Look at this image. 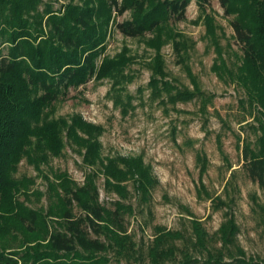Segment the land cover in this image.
I'll return each instance as SVG.
<instances>
[{
  "label": "trees",
  "instance_id": "obj_1",
  "mask_svg": "<svg viewBox=\"0 0 264 264\" xmlns=\"http://www.w3.org/2000/svg\"><path fill=\"white\" fill-rule=\"evenodd\" d=\"M61 1L69 2L54 10L49 4L40 9L42 0H0V46H7V53H0V264H103L96 254L105 252L108 245L100 237L117 247L124 246L127 239L123 216L129 207L126 209L119 203L112 210L104 207L98 201L92 176L78 186L65 173L54 174L56 182L49 183L50 204L45 215L15 201L14 194L29 180L21 184L11 173L23 155L31 159L26 150L32 144L31 139L35 141L31 153L40 154L38 158L46 161L45 151L60 154L59 134L67 128L71 143L85 150L83 161L101 167L107 189L125 199L126 186L121 183L131 179L141 200H148L155 181L141 159H103L98 141L101 128L80 116H73L68 125L63 120L44 118V109L64 96L70 87L110 76L125 64L127 58L119 55L96 66L112 12L118 16L131 12L129 20L115 23L123 36L156 35L149 42L156 51L151 68L159 80L150 81L155 93L164 91L172 102L197 97L202 110L210 101L190 72L194 91L174 93L173 87L164 81L166 73L159 53L163 37L167 40L174 37L168 31L169 22L182 21L192 0ZM194 1L203 14L210 7V0ZM218 1L224 15L232 17V37L240 53L235 54L236 64L229 66L223 58L213 18L205 15L206 35L217 55L212 70L221 80L239 86L249 105L260 109L257 118L260 135L253 145L243 143L242 160L248 178L264 189V0ZM174 44L178 51L179 43ZM212 203L216 210H223V220L214 233V245L209 247L208 233L197 221H192L191 248L179 249L173 243L183 239L181 233L160 231L150 250L151 264H259L246 258L229 205L221 197L212 199ZM75 207L80 210L79 215L73 212ZM49 217L55 220L48 221ZM12 231L22 238L21 251H8L7 239L11 238L7 236Z\"/></svg>",
  "mask_w": 264,
  "mask_h": 264
},
{
  "label": "rangeland",
  "instance_id": "obj_2",
  "mask_svg": "<svg viewBox=\"0 0 264 264\" xmlns=\"http://www.w3.org/2000/svg\"><path fill=\"white\" fill-rule=\"evenodd\" d=\"M68 2L42 0L40 9L49 4L59 10ZM205 15L213 18L223 58L234 66L235 54L240 52L232 37V17L224 15L218 0H210L205 14L192 0L182 21L169 22L173 40L163 37L159 51L166 73L164 81L173 87L174 93L193 92L190 72L200 91L210 99L204 110L197 97L172 102L164 91L154 92L150 81L159 78L152 72L156 51L149 42L156 35L146 33L130 38L115 28L116 22L131 18L130 11L122 16L111 13L103 51L96 60L98 68L104 59L125 55V64L110 76L70 87L64 96L44 109L47 121L63 120L68 125L73 116H80L99 126L103 159H141L155 181L148 200H141L131 179L121 183L126 186L125 199L107 189L101 167L83 161L85 150L71 143L67 128L59 134L62 149L58 156L45 151L46 161L40 160V154L31 153L35 145L31 139L32 144L26 147L31 159L23 155L11 173L21 184L29 180L14 194L15 201L44 215L50 204L49 183L56 182L53 176L56 173L67 174L78 186L92 176L98 201L104 207L112 210L117 203L129 207L123 216L125 245L113 246L100 237L108 245L105 252L96 254L103 264H151L150 250L160 231L181 233L183 239L173 243L179 249L191 248L192 221H197L208 233L209 247L214 245V233L223 220V210L212 206L216 197L229 205L228 210L236 219L237 239L246 258L264 264V189L248 178L242 160L243 143L253 145L260 135L257 122L260 109L249 105L239 86L221 80L212 70L217 55L206 35ZM175 42L179 43L178 51ZM0 53H7L6 44H1ZM73 212L81 213L76 207ZM7 238H11L7 239L8 251H21L20 234L12 231ZM176 257L180 259L178 252Z\"/></svg>",
  "mask_w": 264,
  "mask_h": 264
}]
</instances>
